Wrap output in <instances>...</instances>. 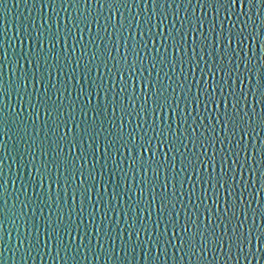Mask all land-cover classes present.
I'll list each match as a JSON object with an SVG mask.
<instances>
[{
    "label": "snow or ice",
    "instance_id": "snow-or-ice-1",
    "mask_svg": "<svg viewBox=\"0 0 264 264\" xmlns=\"http://www.w3.org/2000/svg\"><path fill=\"white\" fill-rule=\"evenodd\" d=\"M23 2L27 4L29 0ZM31 3L39 22L35 18H27L28 26L22 25L23 30H17L15 39L21 44L19 49L13 43V37L8 36L7 29H0V100L10 96L13 91L22 102L27 96L32 109L28 120L33 130L36 129L42 108L47 114L44 127L54 133L56 139L47 143L49 136L45 132L44 140L37 144L39 132L32 135L28 131V120L20 117L19 112H14L11 105L0 104V133L12 140L9 121L20 117L16 123V135L23 141V151L17 148L15 156L9 154L7 142H0V201H3L0 204V264H7L4 259L6 253L12 254L8 257L12 264H28L29 260L34 259V252L41 260L51 255L50 252L41 254L40 229L31 218L24 220L23 231L16 220L12 221L16 231L15 243L11 239L12 232H5L4 219L17 208V203L22 207L14 214L17 219H24L28 215L25 209L35 203L27 196L28 187L31 186L35 192L37 184L43 188L46 181L49 187L53 183L59 185L61 175L64 176L65 192L68 188L73 189L68 197L71 203L68 204L59 193L55 199L49 195L52 204L41 201L40 210L43 214V209H48V216L44 219L48 238L54 241L55 257L52 258H60L65 264L69 260L79 264L81 257L83 260L89 258L88 254L97 259L103 257L106 261L111 260L113 264H133L138 249L145 264H168L169 259L174 264H182L186 258L190 262L195 258L196 264H211L208 261L209 253L213 261L218 255L224 256L225 264H230L233 259L236 264H241V258L248 260L249 257L256 258L258 254L264 256V227L260 226L264 224V201H257L258 207H252L257 195L264 192V0H31ZM93 4L98 9L96 14L89 11ZM81 6L85 11L80 10ZM3 7H6V0H0V8ZM105 7L108 9L107 15L103 13ZM46 8L51 10L47 16ZM69 8L74 12L66 15L62 21L61 12L68 14ZM132 8L137 11L132 13ZM121 9L128 11L129 15L125 16ZM197 9L199 15L196 14ZM114 15L120 17L118 27L111 24ZM101 16H104L103 24L100 22ZM93 23L97 27L95 36L89 30L88 43H82L85 30ZM161 26L166 28V35L160 31ZM134 33H138V41ZM112 36H116L117 41L123 39L125 53L121 60L113 56V50L119 53V44L113 43V48H109L105 43V37L111 41ZM158 37L161 43L156 47ZM97 39L103 47L96 44ZM129 39L134 41L130 49ZM69 40L73 42V52L77 44L81 49L80 56L74 61L66 51L63 58L55 52L57 41H62L67 49ZM25 41L32 42L27 51L23 47ZM149 42L153 44L152 49L148 48ZM249 42L259 44L258 58L254 48L246 50ZM89 45L94 46L95 51L81 65V61L89 55ZM161 48L164 50L163 56L160 55ZM169 48L174 53L171 61L168 59ZM153 51L156 55L148 61L150 68H145V59ZM111 61L116 62L109 67ZM71 63H75V68L66 73L65 69ZM165 64L172 73H175L178 64L180 79H174L169 71L160 67L153 80L152 72L158 65ZM186 64L191 80L184 74ZM81 66L83 79H89L93 69L96 79H91L89 89L79 85L75 98H71L69 82L76 80V71ZM6 67L16 74V80L7 85ZM105 69L111 81L107 84ZM113 69L119 76V85L111 78ZM54 70L67 76V79L52 83ZM197 70L200 72L199 79ZM145 72L147 76H144ZM160 72H164L163 77ZM37 80L43 84L45 91L39 94L34 103L29 88L35 89ZM49 84L59 94L55 99L48 95ZM93 96L98 101L102 97L103 103L92 106ZM81 97L86 101L80 108L85 119L77 124L75 113ZM138 100L142 102L137 104ZM192 105L195 108H191ZM257 105H260L259 113ZM65 111L67 118L63 116ZM89 111L95 113L91 123L87 120ZM166 112L176 117L175 124L165 122L162 117L157 123L158 114ZM105 121L109 125L107 128L104 127ZM69 122L79 131L74 132ZM126 123L131 125L127 129ZM61 127L65 129L63 133ZM181 128L183 131L177 134ZM101 136L104 139L105 161L112 157L113 152L121 157L112 159L109 180L117 172L122 173L124 186L128 187L129 173L135 182L137 171H143L145 178L141 183L148 186L151 198L144 201L145 187L137 186L140 199L135 202V208L129 204L124 213L126 216L132 214L131 222L126 221L124 228H96L94 248L84 220H74L73 216L78 214L82 217L86 204H90L93 211L89 216L95 225L97 204L91 202L89 193L95 189L96 164L93 163L86 174L84 166H78L77 162L87 161L89 153L84 151V145L88 141H91L88 148L92 149L91 155L95 160V145ZM249 137L258 138L259 146L248 141ZM61 142L68 145L67 155L60 147ZM161 145L167 148L166 152ZM73 148L80 150V155L74 158ZM209 149L211 155L208 154ZM37 151L41 156L54 151L55 156L37 165ZM158 154L161 158H158ZM26 155L30 157L27 161ZM6 158L13 159L20 168L27 169L31 164L37 173L36 177L29 173L26 180L17 177L22 181L23 192L16 195L11 208L7 198L9 190L3 179ZM124 165H127V170ZM104 166L106 164L102 168ZM61 167L63 173H60ZM53 168L58 173L55 177L52 175ZM149 169L154 173L151 179L147 178ZM77 172L79 183H73L77 179ZM100 175L103 176V171ZM192 175L196 176L195 181ZM257 178L259 188L256 187ZM186 181L191 185L188 191H185ZM197 184L201 185L199 195ZM120 189L119 182L113 185L111 200L103 213L104 220H108L110 211H115L112 201L119 204ZM246 193L251 199L246 197ZM21 195L25 197L23 200L20 199ZM128 200H132L130 195ZM157 201L159 215L157 220L152 221V206ZM141 210L147 212V219L139 215ZM181 213L184 215L183 223L180 222ZM30 221L31 229L27 227ZM257 229L259 234H256ZM74 232L79 237V244L73 243ZM64 236L68 239L65 240ZM116 240L121 243L119 250L114 246ZM102 241L111 242L112 246L106 248ZM44 247L47 248V242Z\"/></svg>",
    "mask_w": 264,
    "mask_h": 264
},
{
    "label": "water",
    "instance_id": "water-1",
    "mask_svg": "<svg viewBox=\"0 0 264 264\" xmlns=\"http://www.w3.org/2000/svg\"><path fill=\"white\" fill-rule=\"evenodd\" d=\"M38 7V6H37ZM59 10V9H58ZM82 12L85 11L83 6H81L80 9ZM89 11H91L93 14H96L98 9L97 6L95 4H93L91 6V8L89 9ZM121 11L124 12L125 16H128L129 13L128 11H126L125 9H121ZM132 13H135L137 11L136 8H132L131 9ZM51 10L50 9H45V16H47L48 14H50ZM74 12V9L69 8L68 9V14H65L64 12H61V19L62 21L65 20L66 15H69L71 13ZM103 13L104 15L108 14V9L107 7H105L103 9ZM31 14V17H30ZM150 14V12H149ZM197 15L200 14L199 9H197ZM181 15H183V13L181 12ZM27 18H35L37 20V22H39V17L37 15L36 9H34L32 7V3L31 0H29V2L27 4H25L23 2V0H6V7L0 8V29L6 28L7 29V34L9 37H13V43L15 44L16 48L19 49L21 47L20 42L15 39L16 35H17V30L20 29L21 31L23 30L22 25L27 27L28 26V19ZM171 18V16H170ZM120 20V17L118 15H114L113 19L111 21L112 25H116L117 27L118 25V21ZM100 22L101 24L104 23V16L100 17ZM155 22V20H154ZM166 24L168 23L167 21L165 22ZM89 30L91 31L92 35L95 36V33L97 31V27L96 25L90 24L89 25V29L85 30V40L82 43H88V32ZM111 28L109 29V32L111 33ZM155 31V29H154ZM160 31L164 32V34H167V30L166 28H164L163 26H161ZM127 35V33L125 34ZM135 36V40H139L140 37L138 35V33H134ZM134 41L132 39H129V49L131 47V44ZM72 40L68 41V45L69 47L67 49H65V46L63 44L62 41H57L56 43V54H59L62 56H64V52H68L71 56V59L74 61L76 58H78L80 56V45L77 44L76 45V50L75 52L72 51L71 49V45H72ZM105 43L108 44L109 48H113V43H117L119 44V53H117L115 50H113V56L116 57L117 60H121L122 56L125 53V47H124V42L123 39L117 41L116 36H112L111 37V41H109L108 37H105ZM160 38H157V42H156V47L160 46ZM170 43V42H169ZM32 42L29 41H25L24 42V49L27 51L29 49V47L31 46ZM96 44L100 45L101 47H103V44H101V41L99 39L96 40ZM188 47L189 49L191 48V37H189L188 40ZM148 48L152 49L153 48V44L151 42H149L148 44ZM248 48H254L255 53H256V57L258 58L260 56V49H259V44H252L251 42H249L248 45H246V50ZM45 50H47V44L45 42ZM89 55L86 56L84 58L83 61H81V65H83V63H85L87 60L90 59V54L92 51H95V47L92 45H89ZM181 55L183 53H180ZM156 53L153 51L149 54V56L145 59L144 62V67L145 68H150V64H149V60L152 58V56H155ZM161 56L164 55V50L163 48H161ZM174 53L173 50L171 48L168 49V59L169 61L172 60ZM132 56L131 54H129V61H131ZM116 61H111L109 63V67L112 66V64H114ZM25 67H31L29 65H25ZM160 67H164L165 71H169L167 64L165 65H158V68L156 70H154L152 72V79L154 80L156 77V71H159ZM71 68H75V63H71L69 65L68 68L65 69V72H70ZM105 72V83H110L111 81H109L108 79V73L107 70H103ZM82 73H83V67L81 66L80 69H77L76 71V80H71L69 82V89H68V93H71V98H75L76 93L78 91L79 85H83L85 89H89L91 87V79H96V72L93 69L92 72V76L89 79H83L82 78ZM170 75H173L174 79H180V69H179V65L177 64L176 67V71L175 73H172L171 71H169ZM184 74L189 76V80L192 79L190 71H189V66L186 64L184 66ZM148 73L145 72L144 76H147ZM164 72H160V76L163 77ZM196 76L197 79H199L200 77V72L199 70H197L196 72ZM127 77V74H126ZM111 78L112 80L116 81L117 85H119V76L116 74V70L113 69V72L111 73ZM60 79H67V76L62 75L61 73H57L55 70L53 71V77H52V83H56L58 80ZM16 80V74H14L11 70L10 67H6L5 68V82L6 85L14 82ZM210 82V81H209ZM165 83H168V81L165 80ZM245 85H247V81H245ZM118 87H117V91H118ZM29 91L32 92V100L35 103L36 100L38 99L39 94H43L45 89L42 83H40L38 80L35 82V89H33L32 87L29 88ZM179 91V90H178ZM193 91H195V87L193 88ZM68 93H65V96H68ZM48 95L52 96L53 99H55V97L57 95H59L58 93H55V89L51 88V84H49V91H48ZM257 99H259V93L257 92ZM249 100H252L251 95L249 96ZM28 97L25 96L23 99V102L16 96L15 92L13 91L11 93L10 96L8 97H4L2 100H0V104H7V105H11L12 106V110L14 112H19L20 113V117H23L25 120H28L29 114L31 113L32 109L29 107L28 105ZM103 103V98L101 97L100 100L98 101L95 96H93V104L92 106H96L97 103ZM141 100L137 101V104L141 103ZM65 103L67 104V100H65ZM86 103L85 98L81 97L80 102L77 105V109H76V123L80 124V122L82 120L85 119V117L82 115L80 108ZM183 106V105H182ZM191 108H195V105H192ZM191 110V109H190ZM260 111V105H257V113H259ZM110 112V109H109ZM193 114L195 115V112H193ZM95 115V113L89 111L88 112V117L87 120L89 121V123H91L92 117ZM64 118H67V112L65 111L63 113ZM20 117H15L13 120L9 121L10 126L12 127V131L9 132V135L13 136L12 140H8L7 136H4L2 133H0V142H7L8 145V152L11 156H15L16 155V149L19 148L21 151H23V141H21L19 139V137L16 135V123L19 122ZM163 118V120L165 122H173L174 124L176 123V117L170 113V112H166L163 114H158L157 117V123H159L160 118ZM47 120V114L44 113L43 109H40V119L37 121L36 124V129L35 131L33 130V128L31 127V121L28 120V131L30 133H32V135H36V132H39V138L36 140V143L39 144L41 141L44 140V133L48 132V136H49V140L47 141V143H51L52 140L56 139V135L50 131H48L47 128L44 127V121ZM191 122V121H189ZM117 123L119 124V119H117ZM109 125L107 123V121H105V125L104 127L107 128ZM131 125H128L126 123L125 127L126 129L129 128ZM69 127L73 129V131H79V129L75 128V125L72 124L71 122H69ZM83 127V125H82ZM145 127H147V125H145ZM61 133H63L65 131V129H63V127H61ZM183 131V129H179L178 133ZM201 131H203V129H201ZM151 134V133H150ZM21 135H23V133H21ZM248 141L256 143L259 146V139H253L252 137L248 138ZM31 142V141H29ZM91 143V141H88L87 143H85L84 145V151H87L89 153L88 157H87V161L85 160H79L77 162L78 166L79 165H83L84 166V171L87 174V172L89 170L92 169V165L93 163L96 164V168H95V189L89 193V196L91 198V202H94L97 204V208L95 210V225H93L91 223V217L89 216V213L93 211V209L91 208L90 204H86V210L83 213V216L80 217L78 214H74L73 219L74 220H79V219H83L85 224L87 225V230L91 235L92 238V246L94 248H96V240H97V236H96V228H105V229H109V228H116V227H120V228H124L126 227V221L128 223L131 222V213H129L127 216L124 215L125 211L127 210L129 204H132L133 207L135 208V202L137 200L140 199V195L139 192L137 191V186L139 187H145V193H144V201L149 200L150 197V193L147 191V187L145 184H142L141 181L145 178V173L143 171H137L136 173V180L135 182L132 181L131 179V173H129V178H128V187L124 186V180H123V175L122 173L117 172L115 175H112L111 180H109V175H110V169L113 168V164H112V159H121V157L119 156L118 153L113 152L112 153V157H109L107 159V161H105L104 158V139L103 136H101L98 141L96 142L95 145V160H93L91 152L92 149L88 148V144ZM53 148H56L55 144H52ZM60 147L63 148L64 150V154L67 155L68 154V145L64 142H61ZM161 149L166 152L167 148L163 145L160 146ZM189 147H191V145H189ZM56 151H59V149H56ZM202 151V150H201ZM73 152V158L75 156H79L80 155V150L77 148H73L72 149ZM208 154L211 155V149L208 150ZM36 155L38 157V159L36 160V164L39 165L41 163L42 160H51L53 158V156H55V152H49L47 155L45 156H41V154L39 153V151L36 152ZM125 156H127V152H125L124 154ZM171 156V154H170ZM158 158H161L160 155L158 154ZM28 159H30V157L28 155L25 156V160L27 161ZM103 168L102 166L105 165ZM179 166V165H178ZM125 169L127 170V165H124ZM10 168V170H9ZM211 169H209L210 171ZM101 171H103V176L100 175ZM4 172L5 175L3 177L4 182L6 184V186L8 187V194H7V198H8V206L9 208H11V205L13 204V202H15V197L16 195H18L20 192H23V188H22V181L20 179H18L17 177H24L25 180L28 178V174L31 173V175L33 177L37 176V173L35 172V169L32 167L31 164H29L28 168H20V166L14 162L13 159L11 158H6L5 161V165H4ZM64 169L63 167H61L60 169V173H63ZM189 174H191V169H189ZM206 174V173H205ZM52 175L53 177H55L56 175H58V173L56 172V169L53 168L52 169ZM154 173L151 169H149L147 171V178L151 179L153 177ZM79 173L77 172V179L73 182V183H79ZM192 180L195 181L196 180V176L192 175ZM11 181H15V183H11ZM119 182L121 184V189H120V196L118 197L119 200V204H117L116 201H112L113 206H115V211H110L109 212V217L108 220H104L103 218V213L108 205V201L111 200L112 197V190H113V185L115 183ZM163 182V171L161 174V183ZM89 183H91V180H89ZM256 187L259 188V181L258 178L256 179ZM191 185L186 181L185 182V191L190 190ZM105 189H107V191H105ZM73 189L72 188H68L67 191L65 192V188H64V176L61 175L60 176V184L57 185L55 183H53L51 185V187H49V183L46 181L43 185V188L39 187V185L37 184V188L35 190V192H33V189L31 186L28 187L27 189V196L30 197L35 203L32 205L31 208L25 209V212H27V216L24 217V219H17L15 216V212L19 211V208L22 207V205H19L17 203V208L10 211L7 215V217L4 219V228H5V232L7 231H11L12 232V242L15 243V237H16V231H15V227L12 223L13 220H16V224L18 226L21 227V230H24V220H28L29 218H31L32 221L35 222V224L39 227L40 229V240H41V247H40V251L41 254H43L44 252H50L51 255L48 256H44L43 260L40 259L39 255L36 254L35 252L33 253V257L34 259H31L28 261V264H65V261L60 259V258H56L53 259L52 257H55V250H54V241L50 240L48 238L47 232H46V228H47V224L45 222V217L48 216V209L44 208L43 209V214L41 213V201H48L49 204H52V200H49V195H51V197L53 199H55V197L57 196V194L59 193L60 195L65 197V200L68 201V204L71 203L70 200H68V197L71 196ZM169 191H171V188L169 189ZM201 192V185L197 184V195H199ZM99 194V195H97ZM223 195H227L226 193H222ZM78 195V194H77ZM132 197V200L129 201L128 200V196ZM246 197L251 199V197H248L247 193H246ZM25 197L24 195L20 196V199L23 200ZM103 201L102 203L100 201ZM187 200V198L185 197V201ZM257 201H264V192H261L257 195L256 197V201H253L252 207L256 208L258 207ZM3 201H0V204H2ZM61 203L63 204V201H61ZM211 202L209 201V204ZM53 207H55V205H53ZM66 207V205H65ZM76 207H79V198L77 200V205ZM141 208H143V204L141 205ZM33 210H34V215H33ZM139 215L141 217H144L145 219H147V212L146 211H140ZM159 215L158 212V201L156 204H153L152 206V216H151V220L155 221L157 220ZM53 220H55V217H53ZM111 221V223H110ZM257 221L259 222V216H257ZM180 222L183 223L184 222V215L183 213H181L180 216ZM261 227H264V224L260 225ZM29 229H31L32 227V223L30 221L29 225L27 226ZM150 227H152L150 225ZM161 230H163V225H161ZM83 234V233H81ZM256 234H259V230H256ZM61 235H63V233H61ZM74 236V244H79L80 240L79 237L76 236V233H73ZM64 239L67 240L68 237L64 236ZM5 240H8L7 235H5ZM47 242V248L44 247V243ZM85 244L88 243L87 240L84 241ZM102 243H104V246L110 247L112 246L111 242L108 241H102ZM178 243V242H177ZM255 244V241H254ZM117 250L120 249L121 247V243L119 240L115 241V245H114ZM98 250V249H97ZM82 254H83V250H82ZM11 253H6L5 254V260L7 261V264H12V261L8 259V257H11ZM63 255V253L61 254ZM122 255V253H121ZM136 260L133 261V264H145L144 259L142 258L139 249L136 252ZM182 255V253L180 254ZM88 259L87 260H83L82 257L80 258V262L79 264H113V262L111 260H105L103 257H101L100 259H97L95 257H93L91 254H88ZM169 257H171V251L169 252ZM177 261H179V256H177ZM208 261L211 262V264H225V257L222 255H218L217 259L215 261L212 260V256L211 253L208 254ZM68 264H74L73 261L69 260ZM168 264H174V262L169 259ZM182 264H196L195 262V258H193V260L190 262L187 258L182 262ZM230 264H236L235 259H233ZM241 264H264V256H260L259 254L257 255L256 258H252L249 257L248 260H244L243 258H241Z\"/></svg>",
    "mask_w": 264,
    "mask_h": 264
}]
</instances>
